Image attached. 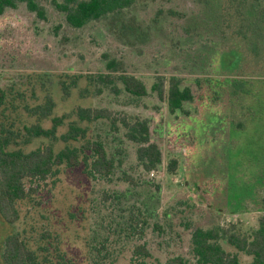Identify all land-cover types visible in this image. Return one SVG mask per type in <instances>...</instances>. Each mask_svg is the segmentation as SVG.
Returning <instances> with one entry per match:
<instances>
[{"label": "trees", "instance_id": "trees-1", "mask_svg": "<svg viewBox=\"0 0 264 264\" xmlns=\"http://www.w3.org/2000/svg\"><path fill=\"white\" fill-rule=\"evenodd\" d=\"M47 1L0 0V15L7 9L17 8L19 4L25 3L38 19L48 21ZM50 2L62 17L61 21L72 28V32L83 30L97 22L104 23L108 31L113 30L111 34L117 36L125 49L137 51L138 48L140 53V47L152 41L161 19L168 16L181 20L189 18V13H193L192 23L187 30L196 36L212 30L222 40V49L226 51L218 61L216 71L204 70L200 75L186 72L196 77L192 81L181 78L185 74L182 72L180 76L169 73L170 78L166 74L142 71L146 69H139L141 73H131L123 62L127 60L123 56L112 57V54L104 53L100 58L103 67L96 73L70 71V74L58 76L51 73L19 75L14 80V86L0 87V217L9 225H19L24 218V209L29 207L49 180L53 186L56 185L63 170L66 172L83 166L88 179L112 182L124 164V159L121 158L123 149L117 148L112 153V145L129 143L135 149L137 167L143 171L137 177L122 171L120 180L128 184L127 189L104 193L103 198L105 202L111 200L109 208L113 211L106 212L101 219L103 221L98 223L99 229L92 232L94 236L89 245L90 262L115 264L122 254L120 250L131 245L130 264H153V260L161 264L154 255L156 246L147 237L151 234L165 241L167 234L175 226V216L168 207L162 218L159 214V200L158 205L151 208L127 203L125 194L141 185L153 187L156 193L162 190L161 184L156 183L154 177L155 173L163 169L164 154L160 146L151 141V121L124 109L95 105L92 108L77 106L70 113L53 117L57 104L52 99V92L57 89L64 100L71 102L74 92L78 90L79 98L84 101L89 98L96 101L108 96L114 101L122 100L126 106L136 108L144 105L145 99H158L164 103L168 116L190 117L189 110L196 101V87L201 89L214 81L231 83L230 73L224 72L228 69V50L235 49L234 45L242 51H249L253 44L254 51L264 47V0H49ZM149 11V19L140 20L144 18L141 15ZM61 21L56 25L55 34ZM213 24L217 26L215 30L212 28ZM175 28L177 32L181 31L179 25L176 24ZM208 41L213 43L210 38ZM238 55L241 57V53ZM213 73L216 79L211 77ZM239 74L236 78H242ZM83 81L86 83L85 88H81ZM26 87H31L33 93L38 87L45 94L44 103L31 107L24 100L23 88ZM144 106L147 110L148 106ZM154 109L158 110L160 107L154 106ZM48 120L53 125L51 128L44 127ZM64 126H67L66 131L58 135ZM179 168L180 162L174 158L170 160L166 173L173 176ZM189 186L190 183L187 182V187ZM185 207L183 211H179L184 216V222L182 220L179 224L189 232L188 252L197 264H264V214L258 217L254 226H247L239 220L228 226L206 228L187 223L189 218L186 215L197 211L190 202ZM160 243L162 242L158 241L159 247H162ZM1 259L2 264H75L61 249L58 237L49 230L43 231L39 240L34 242L25 232L16 230L6 238ZM165 264H190V261L178 255L168 257Z\"/></svg>", "mask_w": 264, "mask_h": 264}, {"label": "rangeland", "instance_id": "rangeland-1", "mask_svg": "<svg viewBox=\"0 0 264 264\" xmlns=\"http://www.w3.org/2000/svg\"><path fill=\"white\" fill-rule=\"evenodd\" d=\"M46 9L48 21L38 19L25 3L0 15V87L14 86L19 75L51 73L58 76L70 74V71L96 73L103 67L100 58L104 53L112 54V57L123 56L131 73L146 69L142 71L158 72L170 78V75L182 72L185 74L179 75L181 78L192 81L196 77L186 72L200 75L204 70L216 71L218 61L226 51L222 49V40L212 30L199 36L187 30L193 13L181 20L169 16L162 18L152 41L142 45L140 53L138 48L137 51L125 49L104 23L97 22L72 32L49 0ZM150 14V11L143 13L144 18L140 20L149 19ZM60 21L61 26L55 34ZM176 24L180 26V32L176 31ZM212 28L215 30L216 24ZM233 48L226 56L231 72L224 71L230 73L231 83L214 81L201 89L196 87V101L189 110L190 117L168 116L164 103L158 99H145L146 110L145 104L138 108L126 106L122 100L114 101L108 96L84 101L79 98L78 90L71 102L64 100L57 89L52 92V99L57 104L53 117L70 113L77 106L92 108L95 105L124 109L151 121V141L159 145L164 154L163 169L154 177L162 190L156 193L153 187L141 185L125 194L127 203L151 208L158 205L159 200L160 216L163 218L168 207L175 216V226L166 239L163 236L165 241L151 234L147 237L156 246L154 255L161 264H165L168 257L178 255L184 256L190 264H197L188 252L189 232L179 224L184 217L179 211H183L187 202L197 211L186 215L187 223L206 228L228 226L239 220L254 226L258 217L264 214V47L259 51H254V44L249 51L237 49L235 45ZM239 73L242 78H236ZM211 77L217 78L214 73ZM234 79L242 81L235 82ZM83 87H86L85 81L81 83ZM37 88L34 93L31 87L23 88L24 100L31 107L44 103L45 94ZM154 106L160 109H154ZM52 126L49 120L44 124L45 128ZM66 129L67 126L61 128L58 135ZM117 148L123 149L124 164L112 182L88 179L83 166L63 170L56 185L53 186L51 180L46 186L42 185L39 195L24 209V218L19 225H9L0 217V264L4 242L16 230L25 232L32 242L39 240L43 231H52L61 241V249L75 264H91L92 232L99 229L98 223L103 221L105 214L113 211L109 208L111 200L105 202L104 193L127 189L128 184L120 180L122 171L133 177L143 171L137 167L131 144L116 143L112 145V153ZM174 158L179 160L180 168L175 175L168 176L167 167ZM158 241L162 242V247ZM120 251L122 254L115 264H130L131 245ZM153 264L158 262L153 260Z\"/></svg>", "mask_w": 264, "mask_h": 264}, {"label": "built area", "instance_id": "built-area-1", "mask_svg": "<svg viewBox=\"0 0 264 264\" xmlns=\"http://www.w3.org/2000/svg\"><path fill=\"white\" fill-rule=\"evenodd\" d=\"M151 176L153 177V176H154V174H151Z\"/></svg>", "mask_w": 264, "mask_h": 264}]
</instances>
